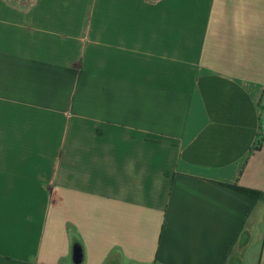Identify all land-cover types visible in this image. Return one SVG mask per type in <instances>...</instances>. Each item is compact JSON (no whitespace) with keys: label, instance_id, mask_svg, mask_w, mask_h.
I'll use <instances>...</instances> for the list:
<instances>
[{"label":"crops","instance_id":"0c3cea01","mask_svg":"<svg viewBox=\"0 0 264 264\" xmlns=\"http://www.w3.org/2000/svg\"><path fill=\"white\" fill-rule=\"evenodd\" d=\"M263 111L264 0H0V264H264Z\"/></svg>","mask_w":264,"mask_h":264},{"label":"trees","instance_id":"16d2710c","mask_svg":"<svg viewBox=\"0 0 264 264\" xmlns=\"http://www.w3.org/2000/svg\"><path fill=\"white\" fill-rule=\"evenodd\" d=\"M264 144V137H259V139L256 141L254 147L252 148V152L259 150V148L261 147V145ZM232 190H234L235 192L248 197L252 200H260L262 198V194L256 191H252V190H248V189H243V188H239V187H231Z\"/></svg>","mask_w":264,"mask_h":264},{"label":"water","instance_id":"95a60500","mask_svg":"<svg viewBox=\"0 0 264 264\" xmlns=\"http://www.w3.org/2000/svg\"><path fill=\"white\" fill-rule=\"evenodd\" d=\"M71 261H72V264H81V262H82L81 248L77 243L72 244Z\"/></svg>","mask_w":264,"mask_h":264},{"label":"built area","instance_id":"2783aa9c","mask_svg":"<svg viewBox=\"0 0 264 264\" xmlns=\"http://www.w3.org/2000/svg\"><path fill=\"white\" fill-rule=\"evenodd\" d=\"M259 137H264V111L259 119L258 139Z\"/></svg>","mask_w":264,"mask_h":264},{"label":"rangeland","instance_id":"374dc122","mask_svg":"<svg viewBox=\"0 0 264 264\" xmlns=\"http://www.w3.org/2000/svg\"><path fill=\"white\" fill-rule=\"evenodd\" d=\"M27 1H28V0H22V2H27ZM250 260L252 261V259H249V260L247 261V264H251Z\"/></svg>","mask_w":264,"mask_h":264},{"label":"clouds","instance_id":"9594fccd","mask_svg":"<svg viewBox=\"0 0 264 264\" xmlns=\"http://www.w3.org/2000/svg\"><path fill=\"white\" fill-rule=\"evenodd\" d=\"M69 261H70V258H69Z\"/></svg>","mask_w":264,"mask_h":264}]
</instances>
